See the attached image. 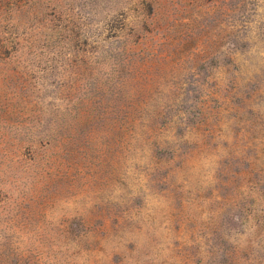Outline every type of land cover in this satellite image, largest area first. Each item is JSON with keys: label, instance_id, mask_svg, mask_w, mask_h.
Wrapping results in <instances>:
<instances>
[{"label": "rangeland", "instance_id": "1", "mask_svg": "<svg viewBox=\"0 0 264 264\" xmlns=\"http://www.w3.org/2000/svg\"><path fill=\"white\" fill-rule=\"evenodd\" d=\"M0 264H264V0H0Z\"/></svg>", "mask_w": 264, "mask_h": 264}]
</instances>
